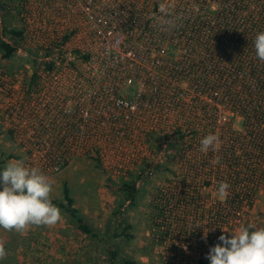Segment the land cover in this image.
I'll list each match as a JSON object with an SVG mask.
<instances>
[{"label":"built area","instance_id":"2783aa9c","mask_svg":"<svg viewBox=\"0 0 264 264\" xmlns=\"http://www.w3.org/2000/svg\"><path fill=\"white\" fill-rule=\"evenodd\" d=\"M25 6L31 75L0 72L1 110L20 149L12 162L50 182L83 156L116 180L170 163L159 209L189 231L186 254L203 256L245 227L264 193V63L254 48L264 0ZM209 134L220 143L201 152ZM220 182L230 186L224 197Z\"/></svg>","mask_w":264,"mask_h":264},{"label":"rangeland","instance_id":"374dc122","mask_svg":"<svg viewBox=\"0 0 264 264\" xmlns=\"http://www.w3.org/2000/svg\"><path fill=\"white\" fill-rule=\"evenodd\" d=\"M25 3L26 0H0V42L22 49L12 58H5L0 47V72L6 75H31L29 42L11 33L23 27ZM19 154L0 105V171ZM163 165L162 170L155 168L153 175L146 178L116 180L109 178L96 160L87 156L77 158L51 181L50 198L67 205V187L74 207L94 233L82 232L70 213L55 205L62 214L55 226H30L23 233L0 228V245L6 252L0 264H118L125 260L137 264H200L203 260L210 264L206 254L184 253L179 242L189 237V231L184 229L182 233L174 228L176 213L170 209L158 213L163 198L158 191L171 184L168 171L172 172V165ZM127 182L135 183L138 189L134 205L121 190ZM257 211L245 227H264V193L259 196ZM127 225L131 226L125 231L129 237L121 234Z\"/></svg>","mask_w":264,"mask_h":264},{"label":"clouds","instance_id":"9594fccd","mask_svg":"<svg viewBox=\"0 0 264 264\" xmlns=\"http://www.w3.org/2000/svg\"><path fill=\"white\" fill-rule=\"evenodd\" d=\"M254 48L257 58L264 63V32L257 34ZM219 143L218 136L209 134L200 141V151H215ZM229 187L220 182L219 195L226 196ZM0 188V228L23 233L30 226L52 227L61 221V211L50 198V178L40 169L25 167L23 161H10L0 171ZM207 235L205 232V241ZM218 239L220 243L211 247L205 257L210 264H264V227H241L231 233V238L221 235ZM5 255L0 245V259Z\"/></svg>","mask_w":264,"mask_h":264},{"label":"trees","instance_id":"16d2710c","mask_svg":"<svg viewBox=\"0 0 264 264\" xmlns=\"http://www.w3.org/2000/svg\"><path fill=\"white\" fill-rule=\"evenodd\" d=\"M11 33L17 37L22 36V31H11ZM0 47L2 51L4 52V57L5 58H12L18 50V47L16 45H13L11 43H8L6 41H1L0 42ZM148 169H151L154 164H148L146 165ZM155 168L158 169H163L164 165H156ZM121 190L125 193L127 200L131 205H134L136 202V193L138 191L136 184L135 183H124L121 186ZM64 197L67 205L63 203H59L56 200H52V203L54 205H59L60 207L64 208L70 215L75 219L79 229L86 233V234H93L94 230L92 229L91 226H89L86 222L84 217L81 215L80 211L74 207V200L70 197L69 189L67 187L64 188ZM161 213L163 211L158 210V213ZM131 229L130 225H127L125 228H123V231L121 232L122 235H125L129 237V235L125 232L126 230ZM118 264H137L135 261L132 260H125L121 263ZM200 264H206L205 261L200 260Z\"/></svg>","mask_w":264,"mask_h":264},{"label":"crops","instance_id":"0c3cea01","mask_svg":"<svg viewBox=\"0 0 264 264\" xmlns=\"http://www.w3.org/2000/svg\"><path fill=\"white\" fill-rule=\"evenodd\" d=\"M19 49V48H18ZM18 51V50H17Z\"/></svg>","mask_w":264,"mask_h":264}]
</instances>
